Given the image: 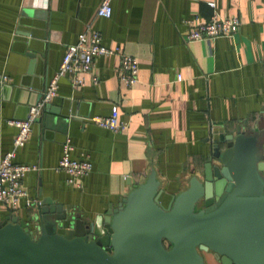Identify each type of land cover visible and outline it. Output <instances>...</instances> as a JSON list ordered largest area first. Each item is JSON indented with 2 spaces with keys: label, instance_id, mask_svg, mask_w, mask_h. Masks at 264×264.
Instances as JSON below:
<instances>
[{
  "label": "crops",
  "instance_id": "0c3cea01",
  "mask_svg": "<svg viewBox=\"0 0 264 264\" xmlns=\"http://www.w3.org/2000/svg\"><path fill=\"white\" fill-rule=\"evenodd\" d=\"M101 1L0 0V74L8 78L0 83V154L13 149V162L30 166L21 179L27 198L88 221L116 207L151 170L166 206L207 161L210 135L264 117V0H108V17L95 14ZM212 11L236 17V32L185 41L184 21L206 20ZM92 31L102 45L136 59L134 84L118 80L116 55L95 57L83 86L58 79L56 95L44 103L48 120H31L27 138L13 148L10 121L27 119V103L41 98L64 47ZM113 105L119 129L88 119L108 116ZM65 143L71 158L91 165L77 185L56 169ZM35 205L24 198L13 207L0 203V221L14 216L31 227ZM204 261L219 264L209 252Z\"/></svg>",
  "mask_w": 264,
  "mask_h": 264
},
{
  "label": "water",
  "instance_id": "95a60500",
  "mask_svg": "<svg viewBox=\"0 0 264 264\" xmlns=\"http://www.w3.org/2000/svg\"><path fill=\"white\" fill-rule=\"evenodd\" d=\"M46 106L32 120L46 123ZM208 140L202 169L166 206L151 170L90 221L49 202L35 205L31 227L6 216L0 264H205L208 252L219 264H264V117Z\"/></svg>",
  "mask_w": 264,
  "mask_h": 264
},
{
  "label": "built area",
  "instance_id": "2783aa9c",
  "mask_svg": "<svg viewBox=\"0 0 264 264\" xmlns=\"http://www.w3.org/2000/svg\"><path fill=\"white\" fill-rule=\"evenodd\" d=\"M108 2V0L100 2L95 11L97 16H109L110 6ZM206 4L213 9L214 3L212 1H207ZM184 22L187 26V31L183 36L185 41L231 37L236 32L239 24L236 17L222 16L214 11L206 20H200L197 16H193ZM100 55H116L118 57L116 70L118 80L125 87H130L134 84L136 81L137 63L133 56L123 53L119 47L102 45L100 36L95 31L78 33L75 42L64 47L55 72L47 80L39 102L35 106L30 107L27 119L24 121H10V124L17 129L12 140L13 148L20 145L27 138L31 120L37 113L38 108L44 103H48L56 95L58 79L66 76L71 86H83L85 84L83 75L90 72L92 60ZM7 80V76L0 74V83ZM91 82L95 83L96 79L92 77ZM116 115L117 109L113 105L108 116H92L88 119L97 126L117 130L122 125L117 121ZM70 151L71 146L65 143L56 169L66 174V182L68 184L77 185L78 180L90 171L91 165L85 157L71 158ZM29 169V165L13 162V149L0 154V203L13 207L18 198H24L26 206L32 203L38 204L37 201L34 202L27 198L25 191L21 187V179Z\"/></svg>",
  "mask_w": 264,
  "mask_h": 264
}]
</instances>
